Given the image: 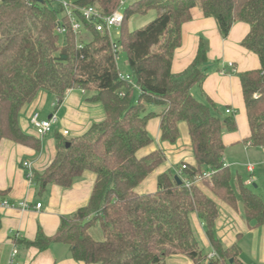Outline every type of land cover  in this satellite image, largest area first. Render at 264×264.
<instances>
[{
    "label": "trees",
    "instance_id": "1",
    "mask_svg": "<svg viewBox=\"0 0 264 264\" xmlns=\"http://www.w3.org/2000/svg\"><path fill=\"white\" fill-rule=\"evenodd\" d=\"M121 1L83 0L80 4L99 2L111 15ZM196 7L216 21L223 38L237 22L250 26L242 46L258 56L261 68L239 74L250 128L245 143L264 149V0H137L124 9L115 51L110 37L86 22L92 38L85 44L72 31L59 4L0 0V146L9 140L41 149V138L25 134L19 119L43 92L56 98V110L70 91L90 92L89 101L102 106L105 113L103 121L80 137L67 140L68 135L56 133L52 164L42 174L33 171L31 182L38 186L39 195L50 185L71 188L85 173H92L95 182L88 205L64 219L54 238L39 233L34 242H25L27 246L46 250L62 243L69 246L76 261L85 264H163L175 255L202 264L207 257L190 219L196 213L217 256L212 264H230L231 260L241 264L239 247L224 248L216 236L218 205L197 186V181L203 182L214 197L232 207L239 194L248 223L264 225L263 199L241 176L236 191L224 162L223 135L237 131L236 119L216 116L214 106L199 103L191 93L208 76V42L200 40L185 72L172 73L175 52L182 44V26L192 20ZM151 10L156 13L153 21L134 31L128 29L133 17ZM59 21L67 27L64 36L56 32ZM121 54L127 56L131 82L119 77ZM154 118H160L161 140L172 145L180 139V124L187 126L195 164L182 163L179 169L186 166L182 176L178 171L175 176L160 175L157 192L140 195L136 189L166 160L162 150L142 154L154 142L148 131ZM5 194L0 191V202ZM98 226L102 240L90 232Z\"/></svg>",
    "mask_w": 264,
    "mask_h": 264
},
{
    "label": "crops",
    "instance_id": "2",
    "mask_svg": "<svg viewBox=\"0 0 264 264\" xmlns=\"http://www.w3.org/2000/svg\"><path fill=\"white\" fill-rule=\"evenodd\" d=\"M249 32L248 24L237 22L228 37L223 38L216 21L205 17L202 9L196 7L192 10V20L182 26V44L176 50L172 63V73L182 74L195 59L200 40L208 42L206 64L208 76L202 87L194 88L191 93L199 103L214 106L215 109L212 111L216 116L222 119L234 116L236 119L237 131L225 132L223 135L226 147L224 162L230 169L231 166L241 165L239 158L243 155L249 159L253 152H257L256 150L264 151L263 148H255L245 143L250 137V128L239 74L261 68L258 56L242 46ZM92 95L90 92L70 91L63 105L56 110V98L48 93H41L32 104L24 108L19 119L22 131L29 136H35L31 125L33 114L43 112L47 105H51V110L46 114L48 117L40 116L45 120L56 115L57 122L53 125L52 132L40 139L41 149L37 151L9 140L1 143L0 191L6 193L5 200L13 206L0 208L2 222L0 264H8L14 248L19 251L15 264H85L76 261L69 246L65 244L53 243L46 250H40L27 246L25 242H34L39 233L48 239L54 238L64 219L71 218L79 209L88 205L95 176L92 173H85L71 188L50 185L45 194L39 195L38 186L27 179V170L23 168V164L30 163L34 172L42 174L56 156V133L63 135L67 132L68 136L65 139L69 140L84 135L92 125L103 121L104 109L99 104L89 101ZM228 109L233 111L232 115L226 113ZM148 131L154 142L143 150L142 154L162 150L166 160L136 189L140 195L156 193L160 175L170 173L175 176L182 163L195 164L190 136L184 123L180 124V139L174 145L161 140L160 118H154L149 122ZM263 161H256L255 164L262 165ZM254 168L256 181L253 185L258 188L259 179L256 176L255 165ZM246 171L247 178L237 175L242 177L243 182L250 177L248 166ZM197 186L218 205L219 217L215 230L222 247L229 249L238 246L237 258L241 264H264V225L256 227L248 223L243 200L239 194L236 207H232L214 197L203 182H198ZM234 189L237 191L238 185ZM22 202H28L31 209H22L19 206ZM37 204H42L41 209L36 208ZM190 219L199 246L207 257L202 264H212L217 257L209 260V256L216 253L204 223L196 213H193ZM16 239L19 240L18 243ZM163 264L196 263L186 256L175 255L168 257Z\"/></svg>",
    "mask_w": 264,
    "mask_h": 264
},
{
    "label": "built area",
    "instance_id": "3",
    "mask_svg": "<svg viewBox=\"0 0 264 264\" xmlns=\"http://www.w3.org/2000/svg\"><path fill=\"white\" fill-rule=\"evenodd\" d=\"M46 1V0H45ZM55 4H59L63 8V15L68 19V22L72 28V31L75 35H77L78 38H83L84 34L87 33V29L85 27L84 22H86L88 25H91L94 27L95 31L99 33L100 35H108L111 40L112 48L113 50H117L116 41L112 38V30L116 27L119 28L122 26L123 20H124V9L126 7V4L124 1L120 2V7L111 15H108L104 8L101 5H88V6H81V2L83 0H48ZM56 32L60 36H64L67 32V27L64 25L62 21H59L57 23ZM119 58H117L118 60ZM232 68V65H230ZM120 79L124 81L131 82L132 79L130 75H123L121 72L119 73ZM124 93L121 94L123 96ZM226 113L228 115H232L233 111L231 109L226 110ZM57 122L56 115H52L50 119H42L39 112H36L33 114L31 118V125L35 132V135L39 138H43L49 133L52 132L53 125ZM64 136H67L68 133L64 132ZM23 168L27 170V179L31 182L32 176H33V169L32 165L30 163H24ZM186 168L184 165L182 169L178 170V174L182 176V171ZM254 165H248V172L250 174V177L246 181L247 186H252L256 179L254 176ZM199 182V181H197ZM186 186H190V182H185ZM13 205L7 201L4 200L0 202V208H9ZM19 206L22 209L29 210L30 204L28 202H22L19 204ZM42 204H37L36 208L41 209ZM19 254V251L17 248H14L12 251V254L10 256L8 264H15L16 258ZM216 254L210 255L209 260H214L216 258Z\"/></svg>",
    "mask_w": 264,
    "mask_h": 264
},
{
    "label": "rangeland",
    "instance_id": "4",
    "mask_svg": "<svg viewBox=\"0 0 264 264\" xmlns=\"http://www.w3.org/2000/svg\"><path fill=\"white\" fill-rule=\"evenodd\" d=\"M125 2L126 7L133 4L134 2H136L137 0H122ZM96 4L99 5V2H96ZM156 17V13L155 11L151 10L149 11L146 15L144 16H137V17H133L128 24V29L130 31H134L137 30L145 25H147L148 23H150L151 21H153ZM120 33H121V27L119 28H114L111 32L112 34V38L117 41L120 37ZM91 35L89 33H85L84 37H83V42L85 44L90 43L91 41ZM62 40V38H61ZM118 68L121 71V73L123 75H127L129 72V68L127 65V56L125 54H121L119 56L118 59ZM51 105H47L46 108L44 109L43 112H40V115L44 118L46 116V114L48 113L49 110H51ZM48 117V115L46 116ZM257 152H253L250 156V158L246 159V156L243 155V157L239 158V163L241 165L237 166H231V172H232V185L234 188L237 187V175H242L244 178H247V171H246V166H248L249 164H253L256 166V176L257 179H259L257 186L258 188H255L254 185L249 186V189H251V191H253L256 195L260 196L263 201H264V161L262 162V165H256L255 162L256 161H262L264 160V151H258ZM246 180H244L245 182ZM91 234L97 239V240H102V234L100 232L99 226L98 227H94L93 229L90 230Z\"/></svg>",
    "mask_w": 264,
    "mask_h": 264
},
{
    "label": "water",
    "instance_id": "5",
    "mask_svg": "<svg viewBox=\"0 0 264 264\" xmlns=\"http://www.w3.org/2000/svg\"><path fill=\"white\" fill-rule=\"evenodd\" d=\"M39 3H41V4H43L44 3V0H37ZM175 180L177 181V183L179 184V185H181V180L176 176L175 177ZM233 261H231V263H232Z\"/></svg>",
    "mask_w": 264,
    "mask_h": 264
}]
</instances>
